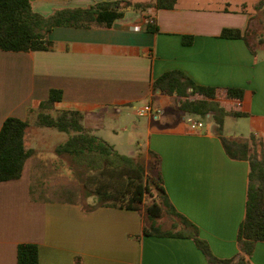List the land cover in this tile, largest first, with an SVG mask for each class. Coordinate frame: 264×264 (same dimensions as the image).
I'll return each mask as SVG.
<instances>
[{"label":"crops","instance_id":"0c3cea01","mask_svg":"<svg viewBox=\"0 0 264 264\" xmlns=\"http://www.w3.org/2000/svg\"><path fill=\"white\" fill-rule=\"evenodd\" d=\"M102 1L113 0L31 3L36 12L50 16L57 9ZM190 1L186 5L178 0L175 8L158 11L129 7L106 29L57 27L49 35L55 43L50 51L0 49V129L9 117L27 120L29 108L47 100L51 89H59L63 98L56 108L83 112L86 129L116 149L124 146L129 126L110 129L111 143L103 135L105 120L139 118L136 109L150 104L162 115L140 117L145 121L134 124L127 144L131 146L135 137L144 138V145L137 141V148L160 156L164 187L175 209L198 226L217 258L231 259L239 251L249 163L225 154L213 122L191 132L185 120L177 118L174 98L153 94L152 83L167 71L179 70L198 85L243 89L241 104L224 100V105L247 114L231 118L244 120V126L225 135L253 134L264 149V52L255 49L253 55L244 40L221 38L224 28L249 31L254 14L230 9L227 0H219L217 8ZM148 15L154 17L159 33L147 30ZM184 36H193V43L184 45ZM38 129L45 128L27 131L26 147L36 152L25 162L21 177L0 182V264H17V247L22 243L38 246L39 264H208L191 239L143 235L142 213L112 207L86 211L81 204L48 200V173L72 174L54 153L63 141H51ZM37 183L47 187L46 199H40V193L35 195L38 199L32 198ZM250 261L264 264V242L256 244Z\"/></svg>","mask_w":264,"mask_h":264},{"label":"trees","instance_id":"16d2710c","mask_svg":"<svg viewBox=\"0 0 264 264\" xmlns=\"http://www.w3.org/2000/svg\"><path fill=\"white\" fill-rule=\"evenodd\" d=\"M131 2L129 6L128 3ZM178 0H154L152 4L133 0L102 1L88 7L61 8L50 16H43L33 9L31 0H0V49L8 52L50 51L55 43L49 38L57 27L110 28L133 7L138 11L154 8L173 9ZM262 0L256 6L262 8ZM226 9V8H225ZM227 10V9H226ZM147 30L159 33L154 17L147 16ZM264 29V24H263ZM249 32L237 28H224L221 38L242 39L256 55L250 44ZM193 36H184L183 44L191 45ZM264 45V38L259 39ZM153 94L159 93L176 99L175 112L183 121L194 115L204 122H213V132L219 138L225 154L232 160L249 163L246 212L237 235L238 254L231 259L217 258L209 244L200 236L199 228L171 203L164 187L160 171V156L152 150L138 149L134 155L120 154L113 145L91 133L84 125V113L74 109H57L63 93L51 89L47 100L29 108L27 120L7 118L0 129V182L21 177L27 159L35 150L26 147L30 127L51 128L66 135L58 143L54 153L67 163L73 176L71 186L59 185L48 189L57 200L81 204L86 211L98 207L133 210L143 214V235L191 239L203 253L208 264H251L255 246L264 242V149L263 142L253 134L248 137H232L224 134L227 118H240L247 114L229 110L224 100L242 103L244 90L220 89L196 84L179 70L163 73L152 83ZM145 155L148 159H145ZM45 185L32 187V198L46 199ZM37 189H40L37 191ZM42 190V191H41ZM94 198V203H88ZM149 200V202H148ZM177 217L171 228L163 229L164 215ZM17 264H39V249L36 244L22 243L17 247Z\"/></svg>","mask_w":264,"mask_h":264},{"label":"rangeland","instance_id":"374dc122","mask_svg":"<svg viewBox=\"0 0 264 264\" xmlns=\"http://www.w3.org/2000/svg\"><path fill=\"white\" fill-rule=\"evenodd\" d=\"M135 1H143V0H135ZM261 0H227V2L230 4V9L233 10H238V9H245L248 13L254 14L253 20L251 22L250 28H249V41L251 43V45L253 47H255V49H257L259 54H263L264 52V45L263 46H259L258 41L261 38H264V29H263V24H264V0H262L263 4H262V8L260 10L256 9V6L260 3ZM154 2V0H145L143 3L145 4H152ZM182 3H186V5H190L191 1L190 0H181ZM197 3H199V5L203 6V7H212V8H217L220 7L218 5L219 0H195L194 4L196 5ZM226 4L221 5V7H225ZM200 6V7H201ZM173 100V106L177 105L176 99H172ZM224 104H226V102H224ZM193 119H197V117H195L194 115H192ZM111 119V118H110ZM114 123H112L111 121L107 123V120H105L104 125H105V129H106V133L103 132L104 137H107L108 141L113 143L112 140H110V129H116L118 131H121L125 126H129V133H125V139L123 141L124 146H117L116 150L120 153V154H124L127 155L128 151H137L139 148H137L138 146V142L137 141H141V144L144 145V138L143 137H135L136 140H132V144L131 146H129L127 144L128 140L126 139L127 135H131L132 134V130H133V126L134 124H138V125H142V123L145 121V118H138L134 115H131L128 117V119L125 120V122L123 121H118L116 122L114 119H112ZM245 121L241 120V119H231L228 118L225 121V126H224V134L228 135L231 132H234L236 126L240 127V125L244 126ZM111 127V128H110ZM110 130V131H109ZM38 131H42L45 134H48L50 136V140L51 141H56V142H60V141H64L66 139V135L63 133H59L58 131H56L55 129H51V128H45V129H38ZM122 134V133H121ZM124 134V133H123ZM143 152L146 150L145 147L143 149H141ZM145 153V152H144ZM146 154V153H145ZM145 159H148V156L145 155ZM65 165L67 166V163H65ZM65 170V169H64ZM47 178H49L48 183L49 188H55L59 185H63V186H71L73 184V176L70 175L67 170L65 171H61L60 173L57 172H49ZM149 202V200H148ZM173 222H180V220L177 217L174 216H170L165 214L163 219L161 220V226L163 227V229H169L172 226Z\"/></svg>","mask_w":264,"mask_h":264},{"label":"built area","instance_id":"2783aa9c","mask_svg":"<svg viewBox=\"0 0 264 264\" xmlns=\"http://www.w3.org/2000/svg\"><path fill=\"white\" fill-rule=\"evenodd\" d=\"M136 114L139 117L153 115L159 118L162 115V112L160 110L153 109V107L150 104H147V105L137 108ZM184 120L187 123L189 130L193 133L198 132L205 125L204 121L199 120V119H193L192 115H187Z\"/></svg>","mask_w":264,"mask_h":264},{"label":"water","instance_id":"95a60500","mask_svg":"<svg viewBox=\"0 0 264 264\" xmlns=\"http://www.w3.org/2000/svg\"><path fill=\"white\" fill-rule=\"evenodd\" d=\"M130 3H128V5H129Z\"/></svg>","mask_w":264,"mask_h":264}]
</instances>
